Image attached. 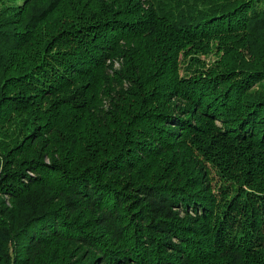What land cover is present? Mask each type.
I'll return each instance as SVG.
<instances>
[{"label": "trees", "instance_id": "1", "mask_svg": "<svg viewBox=\"0 0 264 264\" xmlns=\"http://www.w3.org/2000/svg\"><path fill=\"white\" fill-rule=\"evenodd\" d=\"M0 264H264V0H0Z\"/></svg>", "mask_w": 264, "mask_h": 264}, {"label": "rangeland", "instance_id": "2", "mask_svg": "<svg viewBox=\"0 0 264 264\" xmlns=\"http://www.w3.org/2000/svg\"><path fill=\"white\" fill-rule=\"evenodd\" d=\"M118 64H119V62H116V66H117V67L119 66Z\"/></svg>", "mask_w": 264, "mask_h": 264}]
</instances>
